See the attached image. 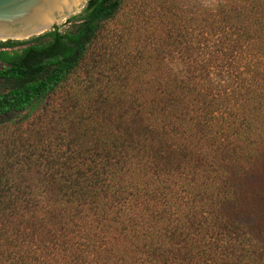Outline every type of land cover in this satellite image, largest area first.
I'll use <instances>...</instances> for the list:
<instances>
[{
  "label": "trees",
  "instance_id": "1",
  "mask_svg": "<svg viewBox=\"0 0 264 264\" xmlns=\"http://www.w3.org/2000/svg\"><path fill=\"white\" fill-rule=\"evenodd\" d=\"M0 264H264V0L0 41Z\"/></svg>",
  "mask_w": 264,
  "mask_h": 264
},
{
  "label": "water",
  "instance_id": "2",
  "mask_svg": "<svg viewBox=\"0 0 264 264\" xmlns=\"http://www.w3.org/2000/svg\"><path fill=\"white\" fill-rule=\"evenodd\" d=\"M52 11L54 0H0V41H24L40 36L82 10ZM51 9V11H50Z\"/></svg>",
  "mask_w": 264,
  "mask_h": 264
},
{
  "label": "bare ground",
  "instance_id": "3",
  "mask_svg": "<svg viewBox=\"0 0 264 264\" xmlns=\"http://www.w3.org/2000/svg\"><path fill=\"white\" fill-rule=\"evenodd\" d=\"M86 0H54V6L52 11H62L63 8H67L71 11L74 9H79V7L85 2ZM50 9V11H51Z\"/></svg>",
  "mask_w": 264,
  "mask_h": 264
},
{
  "label": "rangeland",
  "instance_id": "4",
  "mask_svg": "<svg viewBox=\"0 0 264 264\" xmlns=\"http://www.w3.org/2000/svg\"><path fill=\"white\" fill-rule=\"evenodd\" d=\"M87 1V0H86ZM81 10H77V12L76 13H79ZM65 22V21H64ZM64 22H62V23H60V24H63Z\"/></svg>",
  "mask_w": 264,
  "mask_h": 264
}]
</instances>
